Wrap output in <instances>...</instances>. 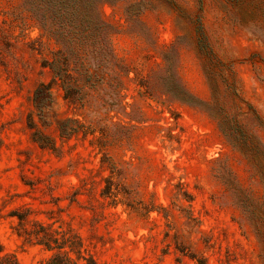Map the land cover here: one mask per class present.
<instances>
[{"label":"rangeland","instance_id":"obj_1","mask_svg":"<svg viewBox=\"0 0 264 264\" xmlns=\"http://www.w3.org/2000/svg\"><path fill=\"white\" fill-rule=\"evenodd\" d=\"M150 1L140 20L135 0L102 6L122 89L71 102L53 85L43 122L34 95L58 47L22 0H0V258L44 264L72 247L80 264H263L237 189L262 199L264 185L207 105L243 114L264 145V11Z\"/></svg>","mask_w":264,"mask_h":264},{"label":"trees","instance_id":"obj_2","mask_svg":"<svg viewBox=\"0 0 264 264\" xmlns=\"http://www.w3.org/2000/svg\"><path fill=\"white\" fill-rule=\"evenodd\" d=\"M118 1L120 0H22V6L35 20L42 36L53 40L58 47L52 57L43 63L44 67L52 71V81L42 84L34 95L41 121L47 122L53 110V85L61 87L65 100L71 102H82L90 91L99 90L111 81H115L118 89H122L125 81L119 76L111 78V74L116 70L124 73L127 68L114 53L111 42L113 27L102 13L104 4ZM157 1L158 4L163 3L161 0ZM153 4L155 3L150 0H135L127 9L129 17L140 20L148 6L152 7ZM243 4L250 9L248 16L255 19L259 14L262 16L264 0H244ZM241 7L243 8L242 4ZM261 37L264 41V35ZM165 58L170 61L168 54H165ZM171 85L175 89L174 95L178 92L183 97L188 95L176 77L171 80ZM120 91L118 90L119 93ZM207 106L208 111L217 119L223 136L245 157L264 185V145L248 130L242 120L244 115L237 113L229 116L218 102L213 107L210 104ZM63 124L60 125L63 135L75 131ZM237 199L258 239L264 264V197L258 199L250 192L237 189ZM71 252L76 255V259L70 256ZM82 259V249L70 247L69 252L56 254L44 264H80ZM0 264L18 263L11 258H0Z\"/></svg>","mask_w":264,"mask_h":264}]
</instances>
